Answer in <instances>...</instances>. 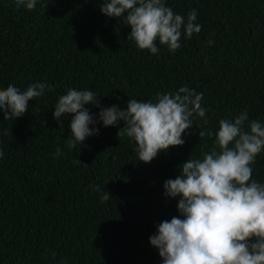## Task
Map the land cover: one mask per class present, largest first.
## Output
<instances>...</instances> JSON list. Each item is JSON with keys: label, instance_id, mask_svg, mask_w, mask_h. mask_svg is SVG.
<instances>
[{"label": "trees", "instance_id": "obj_1", "mask_svg": "<svg viewBox=\"0 0 264 264\" xmlns=\"http://www.w3.org/2000/svg\"><path fill=\"white\" fill-rule=\"evenodd\" d=\"M104 2L37 0L27 11L0 0V90L34 82L52 89L19 118L4 120L0 112V264H162L149 237L179 215L178 198H166L163 183L214 146V136L197 132L215 133L221 119L245 109L249 120L264 123V0H164L185 18L195 9L201 31L182 35L175 52L157 41L156 54L128 40L122 18L100 12ZM182 86L203 92L207 123L194 117L184 144L150 163L137 162L134 141L117 136L122 124H98L87 148L69 150L72 117L52 115L70 88L124 110L128 100L155 102ZM57 147L63 155L55 156ZM252 179L264 183V149ZM90 185L111 199L101 201Z\"/></svg>", "mask_w": 264, "mask_h": 264}, {"label": "clouds", "instance_id": "obj_2", "mask_svg": "<svg viewBox=\"0 0 264 264\" xmlns=\"http://www.w3.org/2000/svg\"><path fill=\"white\" fill-rule=\"evenodd\" d=\"M36 4L37 0H15L16 9L31 11ZM99 10L106 17L122 18L131 30L127 39L152 54L158 52L157 41L175 52L182 35L191 38L201 31L195 9L185 18L164 0H105ZM213 43L208 41L209 46ZM46 90H52L46 82L31 83L23 91L12 84L0 90L3 119L21 117L29 101ZM98 96L70 88L58 98L53 119L72 117L65 143L69 150L87 148L83 142L99 134L98 124L105 128L122 124L117 136L134 141L137 162L150 163L160 152L184 144L182 134L192 128L194 117L207 123L203 92L187 86L158 93L155 102L128 100L124 110L117 105L101 107ZM86 105L100 110L93 115ZM197 135L214 136V146L202 159L188 158L178 166L174 179L164 181L163 194L178 198L179 215L161 221L149 244L158 250L162 264H264V183L252 179V165L264 149V123L249 120L245 109L234 120L221 119L215 133L206 129ZM60 155L57 147L55 156ZM75 163L83 164L78 159ZM90 187L101 193V201L111 199L100 185Z\"/></svg>", "mask_w": 264, "mask_h": 264}]
</instances>
